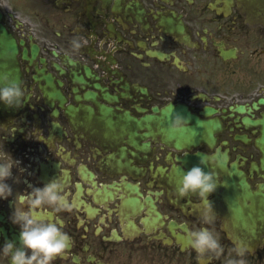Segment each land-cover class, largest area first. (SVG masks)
Masks as SVG:
<instances>
[{"label":"flooded vegetation","instance_id":"obj_1","mask_svg":"<svg viewBox=\"0 0 264 264\" xmlns=\"http://www.w3.org/2000/svg\"><path fill=\"white\" fill-rule=\"evenodd\" d=\"M0 12L28 94L0 112V150L26 168L8 178L13 197L60 179L72 205L41 214L70 235L52 264H226L237 241L264 264V0H0ZM176 114L188 127L171 128ZM202 157L223 179L206 226L225 251L210 260L189 237L204 204L179 192ZM13 197L0 199V246L21 243Z\"/></svg>","mask_w":264,"mask_h":264},{"label":"clouds","instance_id":"obj_2","mask_svg":"<svg viewBox=\"0 0 264 264\" xmlns=\"http://www.w3.org/2000/svg\"><path fill=\"white\" fill-rule=\"evenodd\" d=\"M87 43V38L76 37L71 41L73 49H81ZM4 86L0 87V101L12 106H23L28 98L26 90L15 80L7 76L2 77ZM188 127V120L181 114L173 118L171 128L179 131ZM15 128L12 129V133ZM41 129L35 128L32 137L38 141L47 142ZM204 157L198 165L192 166L183 176L179 189L181 195L197 194L204 204L202 220L204 226H200L189 232L191 245L203 260L220 257L225 249L221 239L212 229L206 225L215 219V211L209 194L216 190L217 183H223V179L217 180L213 172H206L202 164ZM13 169L25 172L26 168L21 161L10 152L3 153L0 150V199L13 197V187L8 183V178L13 176ZM68 192L60 179H53L42 186H33L30 191H18L13 197L14 209L9 219L13 225L20 229V245L13 240H6L0 246V257H7L8 264H52V261L68 248L70 235L64 231L61 225L55 221L41 219L45 205H53L63 209L72 207ZM235 257L227 259L226 264H246L248 247L243 241H237L234 245Z\"/></svg>","mask_w":264,"mask_h":264},{"label":"water","instance_id":"obj_3","mask_svg":"<svg viewBox=\"0 0 264 264\" xmlns=\"http://www.w3.org/2000/svg\"><path fill=\"white\" fill-rule=\"evenodd\" d=\"M19 45L13 35L2 23L0 14V87L5 81L2 77L7 76L11 80L21 83V68L18 61ZM7 108L8 105L0 101V109Z\"/></svg>","mask_w":264,"mask_h":264}]
</instances>
